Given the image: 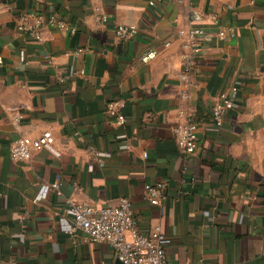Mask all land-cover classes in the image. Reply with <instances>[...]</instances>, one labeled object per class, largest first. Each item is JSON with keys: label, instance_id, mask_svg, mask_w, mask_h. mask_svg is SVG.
Segmentation results:
<instances>
[{"label": "crops", "instance_id": "crops-1", "mask_svg": "<svg viewBox=\"0 0 264 264\" xmlns=\"http://www.w3.org/2000/svg\"><path fill=\"white\" fill-rule=\"evenodd\" d=\"M31 10L76 31L45 26L34 40L17 28ZM118 24L139 31L119 37ZM189 27L211 40L185 74L179 30ZM149 49L158 53L143 61ZM79 68L84 75L59 80ZM233 85L234 106L212 130V106ZM109 100L123 102L124 124L107 112ZM187 120L199 124L193 154L174 132ZM46 129L59 155L43 148L11 158L16 138ZM160 180L163 206L145 194ZM55 182L61 193L35 200ZM120 196L143 232L160 224L173 238L170 262L264 264V0H0V264H120L108 242L67 232L74 222L64 201L102 206Z\"/></svg>", "mask_w": 264, "mask_h": 264}, {"label": "built area", "instance_id": "built-area-1", "mask_svg": "<svg viewBox=\"0 0 264 264\" xmlns=\"http://www.w3.org/2000/svg\"><path fill=\"white\" fill-rule=\"evenodd\" d=\"M153 3V1H151ZM194 17H199L194 12ZM98 20L106 21L107 16L103 13L97 16ZM45 26L75 32L76 27L70 25L63 17L54 13H45L40 11H25L18 20L17 28L27 34L34 40L40 41L43 38V28ZM119 37H133L139 28L135 24H118L115 28ZM179 34L186 36L187 40L183 43L184 53L182 54V67L185 74L191 73L194 64L200 53L203 42L211 40V33L200 27L180 28ZM233 34V32H232ZM220 39L227 37L225 30L218 32ZM86 48H78L77 52H82ZM158 51L149 49L142 55L143 61H149L156 57ZM83 68L73 69L68 74L61 73L58 77L64 82L68 77L75 75H84ZM238 87L233 85L230 91L223 92L214 105L211 114L213 118L212 130L219 131L223 125L224 117L227 111L234 106V93ZM188 96V92H184ZM123 102L121 100H109L107 102V112L114 116L118 123L124 124L126 116L123 111ZM22 113L14 117V123L19 125ZM199 124L192 120H187L175 126L174 132L178 146L185 154H193L198 146ZM126 134H120L119 137H125ZM127 148L128 143L122 144ZM43 148H48L56 154L60 151L55 147V136L50 129L44 130L40 135L20 136L16 138L10 146V156L12 159L29 160L34 153ZM98 154H101L98 152ZM147 157V152H144ZM100 165H104V160L99 158ZM93 169V164L89 165ZM167 183L158 181L145 184V194L153 203L163 206L166 200ZM56 189L59 193L58 182L52 184H42L35 200L43 199L48 192ZM66 202L65 213L73 218V226L67 229V232L75 235L78 230H82L87 238L93 242H108L115 250L120 264H177L170 262L166 255V248L173 243V238L168 235L160 224H157L148 234L143 232L138 219L132 207V201L128 196H120L116 202L107 203L102 206L80 202L72 197H64ZM6 264H16L15 260H9Z\"/></svg>", "mask_w": 264, "mask_h": 264}]
</instances>
